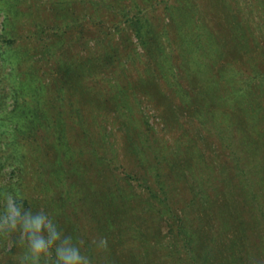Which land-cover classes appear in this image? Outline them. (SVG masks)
Listing matches in <instances>:
<instances>
[{"label": "rangeland", "instance_id": "374dc122", "mask_svg": "<svg viewBox=\"0 0 264 264\" xmlns=\"http://www.w3.org/2000/svg\"><path fill=\"white\" fill-rule=\"evenodd\" d=\"M4 191L93 264H264V0H0Z\"/></svg>", "mask_w": 264, "mask_h": 264}, {"label": "clouds", "instance_id": "9594fccd", "mask_svg": "<svg viewBox=\"0 0 264 264\" xmlns=\"http://www.w3.org/2000/svg\"><path fill=\"white\" fill-rule=\"evenodd\" d=\"M0 242L23 250L19 264H93L79 243L65 235L43 210L33 212L11 192H0ZM90 245L108 250L107 237H93Z\"/></svg>", "mask_w": 264, "mask_h": 264}, {"label": "trees", "instance_id": "16d2710c", "mask_svg": "<svg viewBox=\"0 0 264 264\" xmlns=\"http://www.w3.org/2000/svg\"><path fill=\"white\" fill-rule=\"evenodd\" d=\"M141 31H142L141 28H139L137 30V32H138L137 34H138V36H139L140 39H142V33H141Z\"/></svg>", "mask_w": 264, "mask_h": 264}]
</instances>
